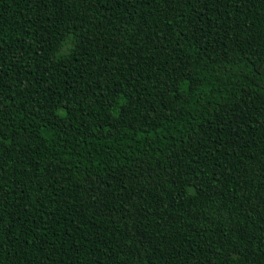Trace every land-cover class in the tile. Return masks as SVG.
<instances>
[{"label": "trees", "instance_id": "16d2710c", "mask_svg": "<svg viewBox=\"0 0 264 264\" xmlns=\"http://www.w3.org/2000/svg\"><path fill=\"white\" fill-rule=\"evenodd\" d=\"M0 264H264V0H0Z\"/></svg>", "mask_w": 264, "mask_h": 264}]
</instances>
